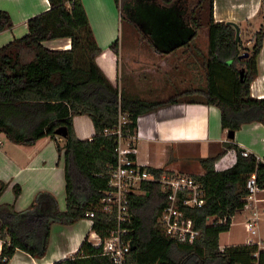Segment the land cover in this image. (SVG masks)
Listing matches in <instances>:
<instances>
[{
  "label": "trees",
  "instance_id": "1",
  "mask_svg": "<svg viewBox=\"0 0 264 264\" xmlns=\"http://www.w3.org/2000/svg\"><path fill=\"white\" fill-rule=\"evenodd\" d=\"M49 8L27 21V34L0 48V135L15 145L32 146L49 138L56 144L58 161L64 176L65 209L58 208L55 197L40 193L24 211H16L13 204H0V239L9 241L0 249V264H8L17 251L41 259L47 250L53 224L72 225L96 212L91 231L101 238L114 229V222L97 208L106 188L108 175L115 165V136L105 130L117 123L118 113L127 116L126 128L136 133L138 117L174 104L175 98L165 102L126 99L117 84L113 85L97 66L96 58L104 52L97 46L81 0H47ZM117 9L123 2L113 0ZM137 1V0H136ZM134 1V2H136ZM157 9L173 10L182 3L185 16L195 36L202 27L207 29L208 57L204 62L206 88L201 92L202 103L219 110L220 124L227 132H237L243 125H264V98H253L250 84L258 74L257 60L264 40V22L252 35L251 48L235 43L234 29L226 22L213 20V0H142ZM165 10H163L164 12ZM173 12H166L171 16ZM174 16V15H173ZM175 19L180 18L175 14ZM122 24L124 16L120 13ZM165 21L169 29H146V37L153 47L162 48L170 34L185 23ZM134 27H136L133 24ZM12 23L6 12L0 11V32L10 30ZM156 34H153V31ZM186 31H184L185 33ZM156 36V37H153ZM183 36V35H180ZM68 39L69 50H50L43 42ZM165 43V44H164ZM118 39L105 53L117 56ZM167 45V44H166ZM32 58L23 61V52ZM248 53L246 59L239 56ZM243 71L242 79L239 72ZM87 116L94 135L79 140L73 130V118ZM64 128L66 137L61 146L56 131ZM230 139L213 157L197 159L204 171L191 175L201 185L204 205L189 211L200 237L193 244L171 240L158 224V215L166 203V196L155 183H144L143 194L132 195L129 207L133 217L127 238L135 244L126 264H264V250L256 246L237 245L219 248V236L229 231L231 218L242 208L247 196L245 183L254 174L260 189H264V161L251 153L243 156ZM134 152L131 157L134 159ZM224 163L223 166L219 165ZM155 176L164 171L146 168ZM7 184L0 182V196ZM20 194L13 187L14 199ZM48 196L51 205L41 208L42 197ZM208 218H216L207 224ZM224 223H217L224 220ZM255 253L257 256L255 257ZM54 264H113L87 241L77 252Z\"/></svg>",
  "mask_w": 264,
  "mask_h": 264
},
{
  "label": "crops",
  "instance_id": "2",
  "mask_svg": "<svg viewBox=\"0 0 264 264\" xmlns=\"http://www.w3.org/2000/svg\"><path fill=\"white\" fill-rule=\"evenodd\" d=\"M81 3L95 42L105 53L112 42L118 39L119 43L121 22L114 1L81 0ZM48 8L47 0H0V11L6 12L12 23L10 30L0 32V48L24 37L28 32L27 21ZM213 20L216 23L234 22L239 25L240 31L254 34L264 22V0H213ZM184 23L186 28L172 32L166 40L167 45L164 43L162 48L156 49L152 45L150 48L147 33L138 31L135 35H140L139 42H134V46H143L148 52L141 53L139 50L142 49L135 51L132 47L125 62L96 64L110 83L119 86L126 99L153 102H165L172 98L178 100L138 117L136 163L166 172L202 175L204 171L197 159L215 156L230 139L228 132L221 128L219 110L204 105L200 95L206 88L204 62L208 57L207 29L202 27L192 36L187 16ZM200 32L203 33L201 38ZM42 45L50 50L70 49L68 39L46 41ZM22 56L24 62L32 58L28 51H24ZM113 57L110 55L105 61ZM257 69L258 74L250 84V94L253 98L263 99L264 40ZM73 130L79 140H89L94 135L87 116L74 117ZM0 140V182L7 184L0 196V204H13L16 211H24L37 194L44 193L55 197L58 208L63 211L65 183L55 142L43 138L26 147L8 142L3 135H0ZM233 142L264 161V125H243L235 132ZM193 165L197 171H192ZM14 186L20 188L17 199L13 195ZM258 197L264 198V193L258 194ZM41 201V208L47 210L51 205L49 197L44 195ZM90 232L91 226L86 219L72 225L53 224L46 253L41 259L17 251L8 264H54L74 255ZM225 247L219 246L220 250Z\"/></svg>",
  "mask_w": 264,
  "mask_h": 264
},
{
  "label": "built area",
  "instance_id": "3",
  "mask_svg": "<svg viewBox=\"0 0 264 264\" xmlns=\"http://www.w3.org/2000/svg\"><path fill=\"white\" fill-rule=\"evenodd\" d=\"M126 126L127 116L119 112L116 125L104 131L107 136H115L116 162L109 172L106 188L102 192L97 208L102 215L114 222L115 227L104 238L92 231L87 237L90 245L101 248L102 254L113 264H126L131 251V240L127 238L133 220L129 198L132 195L143 194L141 187L144 183L158 184L165 194L166 203L159 212L158 224L171 240L180 244H193L199 239L200 231L196 229L189 211L200 209L204 205L201 185L191 175L164 171L159 176H155L136 163L135 157L134 159L131 157V152L135 154L138 138L136 133H130ZM1 143L0 140V145ZM247 154L248 152H243L244 157ZM245 188L247 196L243 208L237 213L245 215L244 227L248 237L244 244L256 246L258 251L264 250V236H262L264 235V205H262L264 198L258 197V194L264 193V189H260L257 185L255 173L247 178ZM95 215L96 212L85 215L91 227ZM215 219L208 218L207 224H212ZM224 222L225 219L217 221V223ZM0 243L9 244V241L0 239ZM254 256L256 257L257 253Z\"/></svg>",
  "mask_w": 264,
  "mask_h": 264
},
{
  "label": "rangeland",
  "instance_id": "4",
  "mask_svg": "<svg viewBox=\"0 0 264 264\" xmlns=\"http://www.w3.org/2000/svg\"><path fill=\"white\" fill-rule=\"evenodd\" d=\"M134 1L136 0H130L129 2L124 1L120 9H117L119 16L120 13L124 16V20L121 24V31L119 36V50L117 56L113 55L112 53H104L101 57L96 58L95 62H125V60L127 59V54L132 47L136 49L135 51H138V49H142L139 50L141 53L148 52V49L143 48V46L142 47H139L137 45L134 46V42L138 44L137 42L139 41L137 40L140 38V35H135V32L137 33L138 31H144L146 29L149 30L153 28L155 30L156 29L158 30L160 28L163 30L169 29V27L167 26L171 25V23L166 25L165 21L170 19L171 22L176 23L177 20L174 17L175 14H178L180 17L177 21V24L181 22L183 23L185 22L186 9H181L182 3H180L178 8H175L173 11L166 8L159 10L156 8V6L153 3H146L145 1L143 2L142 0H137L136 2ZM180 1L182 2L183 0H178V2ZM163 10L165 11L163 12ZM166 12H173V14L171 13L172 15L169 16V14H166ZM133 24L136 27H134ZM155 30L152 32L153 34H156ZM244 31L248 32L249 34L246 36L243 34L241 36V44L246 48H251L252 45L251 34L253 33L251 31H246V30ZM202 36L203 33L200 32L199 37L201 38ZM248 42L250 43L248 44ZM148 44L151 48L152 47L151 43L148 42ZM154 46L157 47V45L155 44ZM110 55L111 56L113 55L114 57L110 61H105L106 60L105 58H108ZM23 60L25 59L23 58ZM113 68L115 70V65ZM59 143L61 146L63 145V141H60ZM222 165L223 163H221L219 167ZM191 169L192 171H197L195 165H193V168ZM244 220H245L244 214H237L232 218V224L230 230L226 233H222L219 237L220 247L245 243L248 234L244 227Z\"/></svg>",
  "mask_w": 264,
  "mask_h": 264
},
{
  "label": "water",
  "instance_id": "5",
  "mask_svg": "<svg viewBox=\"0 0 264 264\" xmlns=\"http://www.w3.org/2000/svg\"><path fill=\"white\" fill-rule=\"evenodd\" d=\"M228 25H231L234 29V40H235V43H238L239 40H240V27L238 24L234 23V22H226ZM248 57V53H244L242 55L239 56V59H246ZM242 73L243 71H240L239 74H240V79H242ZM56 135L58 137H60L61 139H64L66 137V130L64 128H61L59 130L56 131ZM227 137L228 139H233L234 137V134L233 132H228L227 133ZM135 249V244L133 241L130 242V250L133 251Z\"/></svg>",
  "mask_w": 264,
  "mask_h": 264
},
{
  "label": "bare ground",
  "instance_id": "6",
  "mask_svg": "<svg viewBox=\"0 0 264 264\" xmlns=\"http://www.w3.org/2000/svg\"><path fill=\"white\" fill-rule=\"evenodd\" d=\"M65 46V45H64ZM64 48H66L67 49V47L65 46Z\"/></svg>",
  "mask_w": 264,
  "mask_h": 264
}]
</instances>
